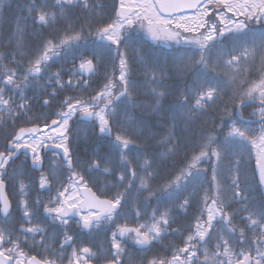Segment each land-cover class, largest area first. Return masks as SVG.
I'll list each match as a JSON object with an SVG mask.
<instances>
[{
	"label": "snow or ice",
	"instance_id": "snow-or-ice-1",
	"mask_svg": "<svg viewBox=\"0 0 264 264\" xmlns=\"http://www.w3.org/2000/svg\"><path fill=\"white\" fill-rule=\"evenodd\" d=\"M8 7L0 0V17ZM105 7L28 0L0 36V129L13 128L0 145V264H264V0H118L111 16ZM136 32L178 47L152 55ZM101 71L91 94L58 98L87 92ZM36 99L57 110L40 112ZM252 102L258 132L244 119ZM82 131L95 134L87 160L74 143ZM181 152L183 166L161 177ZM181 213L187 222L173 227Z\"/></svg>",
	"mask_w": 264,
	"mask_h": 264
},
{
	"label": "trees",
	"instance_id": "trees-1",
	"mask_svg": "<svg viewBox=\"0 0 264 264\" xmlns=\"http://www.w3.org/2000/svg\"><path fill=\"white\" fill-rule=\"evenodd\" d=\"M98 2L106 5V7L102 11H104L108 16H111L113 14L114 6L118 5V0H98ZM7 3L10 5V7L5 9L6 15H4L3 17H0V36H3L4 38H6L9 34V32L11 31V29L13 27L14 18L17 15L22 14V13H20V8L26 6V4L28 3V0H7ZM72 14H73V16H81L82 15L79 8L73 9ZM255 27L257 28V27H261V26L255 25ZM31 31L32 30L30 28L29 32H31ZM45 35H47V31H45ZM134 35L136 36L138 41L145 48H147L149 50V52L152 55H156V56L168 55V54L173 53L175 51V49L178 47L177 45L172 44L171 42H165V41L157 42L159 45H153L154 42L151 41L150 39H148L146 36H144V34L142 32H136ZM28 41L33 47H35L36 41L34 39H32L31 36L28 37ZM225 46L229 47V48L231 47V45H225ZM0 50L7 51L8 49L0 47ZM61 64H63V61H57L53 65L52 71L57 70V68H59L61 66ZM63 66L65 68L71 67L70 64H64ZM65 79H67V76H65ZM102 83H103V72L101 71L99 76L93 78V81L91 82V88L87 92H81L79 90L69 91L67 93H61L58 98L62 99L64 95H80V94L89 95V94H91L92 89H98L99 87L102 86ZM228 94H230V92ZM27 95L28 96L38 95L37 90H30V91H28ZM140 99L144 100L147 98L144 96H140ZM225 99H227V95L225 96ZM172 102H173V98L170 97L168 99V101H166L165 103L167 104V103H172ZM33 103H34V107L37 108L40 112H46V111L55 112L57 110V107H58L57 103H52L50 105V107H47V108L40 107V102L38 99L34 100ZM250 107L254 108L255 106L251 104ZM136 114L137 115L140 114L139 110H136ZM209 114L214 116V115H216V111L210 110ZM216 122L219 123L218 120ZM200 123H201L200 121H197L196 125L193 126L191 131L194 133H198L200 131V128H199ZM210 124H211V122H209L208 126H210ZM250 127L254 128L257 132L259 131V130H257L258 124H251ZM74 128L75 129H81V130H87L88 124L86 122L76 121L74 123ZM157 130L160 132L165 131V129H163V128L157 129ZM11 131H13L12 126H8L6 129H0V145H3L5 143V137ZM225 131H226V129H225ZM74 143L79 145V154L81 156V159L87 160L90 158L89 154L96 147L95 134L93 131H88V138H87V140H85L84 135H83V131H82L80 136L78 137V139L74 140ZM244 159L247 160V154H245ZM182 160H183V152H181L180 154H177L174 158V161L173 160L168 161L167 165L161 171V177L170 178L171 176H173L175 174L176 170L179 167L183 166ZM252 166H254V161L252 162L251 166L246 168V170H251ZM156 183H163V179H158L156 181ZM189 190L190 191H188V192L192 191L191 189H189ZM232 207L236 208V207H238V205L234 204ZM191 209L195 210V207L190 208V212L193 213V211Z\"/></svg>",
	"mask_w": 264,
	"mask_h": 264
},
{
	"label": "flooded vegetation",
	"instance_id": "flooded-vegetation-1",
	"mask_svg": "<svg viewBox=\"0 0 264 264\" xmlns=\"http://www.w3.org/2000/svg\"><path fill=\"white\" fill-rule=\"evenodd\" d=\"M187 15H192L193 14V12L192 13H186ZM153 45H159L157 42H154V44ZM225 45H231V43L229 42V41H225ZM251 104H253V105H255L256 107H245L244 109H243V111H244V117L246 118V119H250V120H252V121H256V120H258L259 118L257 117V118H252V117H250V115H249V113H251V112H253V111H255V110H257L258 108V103H251ZM251 123V122H250ZM260 128V126L258 127V129ZM50 155V154H49ZM23 159V157H21V160ZM17 163H19V161H17ZM31 176L32 177H34V178H36L37 180H38V177H39V173L38 172H32L31 173ZM189 189H191V188H189ZM192 190V189H191ZM6 191L8 192V194H9V198L11 199V201H12V215H13V218H14V220H16V221H19V218H20V215H21V213H20V211L17 209V206H16V204H17V200H18V196L15 194V191H14V189H13V187H12V185L11 184H9L7 187H6ZM188 191H190V190H188ZM52 194H54V193H52ZM188 193H185V195H187ZM37 195H40V193H38V191H37V188H33L32 189V191H31V197L34 199ZM49 196V193L48 192H43L42 193V198L43 199H47V197ZM153 204H155V201L153 202ZM168 206H171V205H168ZM193 212L195 211L194 209H191ZM149 211H151V209L149 210ZM188 213H189V215L192 213V212H190V208H189V210H188ZM187 219H188V217H186L183 213H181L180 214V217H179V220H178V224H174L173 225V227H177V226H179L180 224H183V223H185V222H187ZM237 220H239V218L237 219ZM16 227H19V224L17 223L16 224ZM72 230L73 231H79V229L77 228V226H76V224L75 223H73L72 224ZM169 239H171V237L169 238ZM102 240H104V235L103 234H101V235H98V236H96V238H95V241L96 242H98V241H102ZM91 241H89V240H87V239H82L81 241H80V243H85V244H87V243H90ZM26 250H27V248H26ZM38 250H36V249H33L32 250V252L30 253V254H36V252H37ZM69 251H70V249H69ZM130 251H132L135 255H136V258H137V261H139L140 260V258H141V254H139V253H137L136 252V249H135V247H132V246H130ZM155 251H156V249H154L153 250V252L152 253H148L147 255H148V257L150 258L153 254H155Z\"/></svg>",
	"mask_w": 264,
	"mask_h": 264
},
{
	"label": "water",
	"instance_id": "water-1",
	"mask_svg": "<svg viewBox=\"0 0 264 264\" xmlns=\"http://www.w3.org/2000/svg\"><path fill=\"white\" fill-rule=\"evenodd\" d=\"M192 11H194V10H189L188 12H192Z\"/></svg>",
	"mask_w": 264,
	"mask_h": 264
},
{
	"label": "rangeland",
	"instance_id": "rangeland-1",
	"mask_svg": "<svg viewBox=\"0 0 264 264\" xmlns=\"http://www.w3.org/2000/svg\"><path fill=\"white\" fill-rule=\"evenodd\" d=\"M260 29V27H257V30H259Z\"/></svg>",
	"mask_w": 264,
	"mask_h": 264
}]
</instances>
